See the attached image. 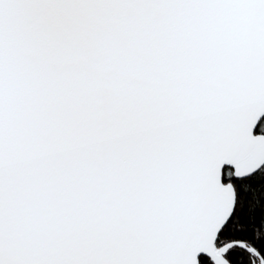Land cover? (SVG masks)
Instances as JSON below:
<instances>
[{
	"label": "snow or ice",
	"instance_id": "obj_1",
	"mask_svg": "<svg viewBox=\"0 0 264 264\" xmlns=\"http://www.w3.org/2000/svg\"><path fill=\"white\" fill-rule=\"evenodd\" d=\"M0 264H264V0H0Z\"/></svg>",
	"mask_w": 264,
	"mask_h": 264
}]
</instances>
